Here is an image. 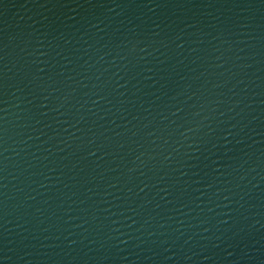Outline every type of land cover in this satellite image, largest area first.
I'll use <instances>...</instances> for the list:
<instances>
[{"label": "water", "instance_id": "water-1", "mask_svg": "<svg viewBox=\"0 0 264 264\" xmlns=\"http://www.w3.org/2000/svg\"><path fill=\"white\" fill-rule=\"evenodd\" d=\"M0 264H264V0H0Z\"/></svg>", "mask_w": 264, "mask_h": 264}, {"label": "snow or ice", "instance_id": "snow-or-ice-1", "mask_svg": "<svg viewBox=\"0 0 264 264\" xmlns=\"http://www.w3.org/2000/svg\"><path fill=\"white\" fill-rule=\"evenodd\" d=\"M137 0H132V3H136ZM152 2H156V0H152Z\"/></svg>", "mask_w": 264, "mask_h": 264}]
</instances>
